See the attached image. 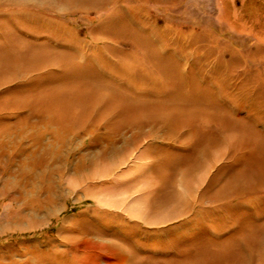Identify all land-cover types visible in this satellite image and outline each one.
I'll return each instance as SVG.
<instances>
[{"label":"rangeland","instance_id":"obj_1","mask_svg":"<svg viewBox=\"0 0 264 264\" xmlns=\"http://www.w3.org/2000/svg\"><path fill=\"white\" fill-rule=\"evenodd\" d=\"M0 264H264V0H0Z\"/></svg>","mask_w":264,"mask_h":264},{"label":"bare ground","instance_id":"obj_2","mask_svg":"<svg viewBox=\"0 0 264 264\" xmlns=\"http://www.w3.org/2000/svg\"><path fill=\"white\" fill-rule=\"evenodd\" d=\"M97 91V90H96Z\"/></svg>","mask_w":264,"mask_h":264}]
</instances>
